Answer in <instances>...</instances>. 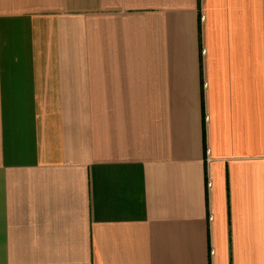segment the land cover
Returning a JSON list of instances; mask_svg holds the SVG:
<instances>
[{
    "label": "crops",
    "instance_id": "obj_1",
    "mask_svg": "<svg viewBox=\"0 0 264 264\" xmlns=\"http://www.w3.org/2000/svg\"><path fill=\"white\" fill-rule=\"evenodd\" d=\"M0 264H264V0H0Z\"/></svg>",
    "mask_w": 264,
    "mask_h": 264
},
{
    "label": "built area",
    "instance_id": "obj_2",
    "mask_svg": "<svg viewBox=\"0 0 264 264\" xmlns=\"http://www.w3.org/2000/svg\"><path fill=\"white\" fill-rule=\"evenodd\" d=\"M201 18H203V16H201ZM202 52H204V49H202ZM207 152H208V150H207ZM208 184H209V182H208Z\"/></svg>",
    "mask_w": 264,
    "mask_h": 264
}]
</instances>
